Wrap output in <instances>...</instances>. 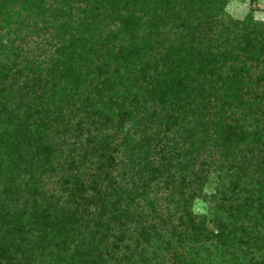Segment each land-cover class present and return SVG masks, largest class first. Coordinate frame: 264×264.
<instances>
[{
	"label": "trees",
	"instance_id": "trees-1",
	"mask_svg": "<svg viewBox=\"0 0 264 264\" xmlns=\"http://www.w3.org/2000/svg\"><path fill=\"white\" fill-rule=\"evenodd\" d=\"M78 2V21L59 24L65 11L45 0H0V264H26L30 247L44 264H108L109 235L132 225L139 247L115 264H264V68L251 72L264 26L224 22V0ZM177 2L196 24L171 17ZM29 14L55 22L58 48L41 63L11 39L27 35ZM211 168L214 229L190 209Z\"/></svg>",
	"mask_w": 264,
	"mask_h": 264
},
{
	"label": "rangeland",
	"instance_id": "rangeland-1",
	"mask_svg": "<svg viewBox=\"0 0 264 264\" xmlns=\"http://www.w3.org/2000/svg\"><path fill=\"white\" fill-rule=\"evenodd\" d=\"M47 9H50L51 11H56V8L60 10L59 12H64L63 17L59 18V24L66 21L68 19L73 23L74 21L77 22L78 18H80V10L85 6L84 2H78V0H69L67 3L66 0H45ZM175 4V3H174ZM174 7H176L177 12L180 13V15H174L171 16L173 18L180 17L183 21H187L188 19H192L193 24H196L198 22L197 19V11H192L191 13H188L189 10V4L188 3H181L177 2ZM191 9V8H190ZM187 10V11H185ZM192 10V9H191ZM22 15H24L23 12L19 11ZM49 12L46 14L48 15ZM50 14V13H49ZM45 17H35V15L29 14L26 20V24L29 26L27 35L20 36L21 39L17 40L16 35L14 33L13 36H11V39H15L14 48H16V52L19 54H22L24 58L31 57V55H34L32 53H39L38 55H35L39 57L40 60H37L38 63H41L44 61L48 55H53L55 53V50L58 48V41H55L51 38L53 36L52 34H49L51 32L52 24L55 23L53 21V16H47ZM248 17H252L253 19V25L256 27H263L264 26V0H224V6H223V15L221 16L222 20L224 22H228L229 20H235V21H242L245 20ZM23 18V17H20ZM173 23L177 26L178 30L176 35L174 33H171L173 37L180 36L182 37V34L184 33V29L181 28L179 25V19L172 20ZM50 22V24L47 25V23ZM68 22V20H67ZM188 22V21H187ZM69 23V22H68ZM248 23H245L243 26H248ZM47 25V26H46ZM250 27L253 26L252 24H249ZM115 28H118L117 22L109 28H105V33H107L110 30H114ZM242 28V27H241ZM165 33H168L169 27L164 26L162 28ZM243 30V28L241 29ZM243 32V31H242ZM179 34V35H178ZM170 35V36H171ZM172 37V36H171ZM5 42V41H4ZM119 42L115 41V48L119 46ZM228 47V46H227ZM226 47V49H227ZM234 47V44H233ZM222 51H225V48L222 49ZM31 59V58H30ZM42 65V64H41ZM84 66L80 68V74L84 69H86L85 64ZM264 68V63H261L259 67L254 68L251 72H253L252 78H256L260 74V70ZM19 81V80H18ZM17 83V82H16ZM82 83V84H81ZM78 86L77 90H81L84 93L89 91L88 93H91L93 95L94 93V87L95 84H86V82H81ZM19 85H21V81L18 82ZM91 90V91H90ZM244 90H247L244 88ZM75 90H71L68 93H74ZM249 92V91H248ZM253 101V98L250 99ZM72 104L74 101H71ZM114 131L111 130L110 134ZM117 158H122L120 154L117 155ZM219 168H211L209 171L208 179L206 180L203 187L197 192L196 197H193L191 199V212L193 215H205L208 218V225L207 227L209 229H214V225L212 221L214 222L216 220L215 214L212 212L210 207L213 205L212 198L215 197L219 191L220 188V181L218 179L219 175ZM49 183V182H48ZM47 188L51 189L53 193L59 192V187L56 186V184L51 181V184L47 185ZM153 189L154 195H156L158 199V205H161V208L159 209L161 215L163 217L166 215L167 210H170L172 208L171 205H169L165 199V197L168 195L169 190H165L162 186V184L157 185ZM90 194V193H89ZM190 196V193H189ZM169 205V206H168ZM87 211V214H89V227L95 228L94 221L96 219V216L98 214V210L96 206H86L84 208ZM93 219V220H92ZM135 225L129 226L126 229V234L122 238L115 237L112 235H109V239L106 243V253L104 257V261L108 264H115V255L119 257L123 252H125L128 245L131 246V248L139 247L138 244H140L137 236ZM209 245V244H208ZM25 248L27 246L23 245ZM181 251L184 253H187V248L185 245H183ZM11 252V251H9ZM8 252V253H9ZM30 257L20 258L23 262H26V264H44L43 261L45 260L42 258V255L36 253L32 247L29 249ZM166 257H169L165 255ZM187 259H190L189 256H186ZM161 260V258H160ZM165 264H172L171 260L165 261ZM174 264L177 263V259L174 260Z\"/></svg>",
	"mask_w": 264,
	"mask_h": 264
}]
</instances>
